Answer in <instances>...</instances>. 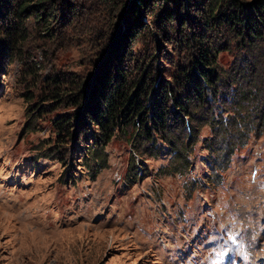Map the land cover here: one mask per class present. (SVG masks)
Returning <instances> with one entry per match:
<instances>
[{
    "label": "rangeland",
    "instance_id": "1",
    "mask_svg": "<svg viewBox=\"0 0 264 264\" xmlns=\"http://www.w3.org/2000/svg\"><path fill=\"white\" fill-rule=\"evenodd\" d=\"M53 1L39 15L37 7L17 15V4L0 1V264H264V38L210 20L211 0H155L136 18L148 27L127 39L136 0ZM221 1L230 14L234 3L256 0ZM187 31L206 42L219 80L216 97L182 115L180 130L174 103L183 91L173 77H199L188 71L197 50ZM113 61L112 75L121 68L131 86L146 89L138 97L146 115L161 107L166 117L147 120L148 143L133 137L137 118L121 124L95 162L96 127L79 124L68 96L85 88L84 103ZM165 86L172 93L162 97ZM61 117L68 124L57 135ZM213 121L228 132L251 129L229 141L223 170L210 164ZM190 126L198 134L186 147Z\"/></svg>",
    "mask_w": 264,
    "mask_h": 264
},
{
    "label": "trees",
    "instance_id": "2",
    "mask_svg": "<svg viewBox=\"0 0 264 264\" xmlns=\"http://www.w3.org/2000/svg\"><path fill=\"white\" fill-rule=\"evenodd\" d=\"M1 3L5 4V0H0ZM8 6L11 5H18V14H29L30 9L36 8V13H38V8H42V11L45 10L47 7L48 9H52L54 1L53 0H15L16 3L14 4V0H8ZM121 2H123L121 0ZM155 0H136L132 2V7L130 8V14H134L133 17L130 19L128 18L126 21V29L127 34L125 38L127 39L130 36H134L135 33H138L135 38L138 37L139 34L142 32V26L147 28L140 22L137 26L136 18L139 16V11L141 8L144 10L149 9L150 7L154 8ZM221 0H211L209 3L211 6L209 7V19L213 20L215 18H220L222 23H226L228 26L234 28L236 25L242 29L245 37L250 40H258L264 38V0H256L250 5L244 4H236L229 5L231 6L233 12L230 14H226L222 11V4ZM8 6L4 7L5 9L9 8ZM136 10V11H135ZM39 15V13H38ZM37 15V16H38ZM151 16V15H150ZM167 17L166 22L167 24L165 27L172 26L173 17ZM133 18V20H132ZM209 19L205 20V26L208 25ZM182 18H179V22H182ZM21 21V20H20ZM22 22V21H21ZM188 23V22H187ZM21 24V23H20ZM158 24H160L158 22ZM134 25V27H133ZM136 29L138 32H136ZM170 30V29H169ZM168 34V33H167ZM184 39L187 44H190L191 47H195L197 50L195 54L192 55V59L190 60V67L188 71H199V77L196 80L191 82L187 81L186 79V72L181 73L178 76H174V83L177 88H180L182 92L181 99L174 103L177 109L181 112V118L177 120V128L182 130L184 128L182 117H186V119L191 117V111L197 112L198 109H202L207 104V96L211 94L216 97V93L213 92V88L219 80V73L217 72V66L215 64V57L212 55L211 50H209L206 46V42L202 39L201 36L195 34L194 32H190V34L185 33ZM6 44V43H5ZM116 56V55H115ZM118 57L115 59L117 60ZM114 68V61L109 63L104 69L103 74L99 75L97 79V85L95 87H91V90L88 92L87 100H84V103L81 102L84 94H86V89L82 88L80 92H78L75 96H68L70 101H72V106L74 105L75 108L81 109L82 118L88 120L90 125H94L96 127V132L94 134V146L92 150L88 151L90 156L94 159L95 162H101L100 156L102 153L98 152L99 150H103L104 147L109 143L111 138L114 135V129H116L121 124H127L134 119L142 124L141 128L135 132L133 137H138L145 143L151 142L149 130L147 127V120H150V124H156L157 120L161 121L162 123L165 121L166 117V110L159 107L155 114L151 117V115L147 116L145 106L141 104L140 96H147L146 89L142 88L141 83L138 87H133L128 83L127 77L120 69H116L114 74L112 75ZM54 82V81H53ZM56 82V81H55ZM54 82V84H55ZM141 86V87H140ZM134 88V90H133ZM76 90V89H75ZM163 96H168L172 93V90L169 86H165L164 90H162ZM55 95L56 93H52ZM65 94L64 96H67ZM170 97V96H169ZM183 98V99H182ZM85 99V98H84ZM170 99L173 101L174 99L172 96ZM88 101V102H87ZM142 110H144L142 112ZM141 111V112H140ZM154 113V112H153ZM183 115V116H182ZM64 118H60V124L57 125L58 129L57 135H60L62 129L67 122L63 120ZM234 120V119H233ZM238 122L240 121V117L235 118ZM220 121V120H218ZM66 123V124H65ZM84 124V121H79V124ZM59 124V123H56ZM232 124V123H231ZM227 126V124H226ZM225 125H218V123H214L210 127L211 130V138L209 139V143L207 145L208 151L211 152L210 157H212L213 162L210 161L211 166L213 169L217 166V164H221V170L226 168L229 163V159L233 154L235 143H229L232 138H240L241 136L246 139L248 134L250 133L247 128H242L241 126L234 129L233 131L228 132V129H225ZM163 131H160L161 134L168 133L167 130L164 131L165 125H162ZM189 131L187 135L185 134L187 139V143L185 144L186 147L191 146L193 140L198 134V128H193L192 126L189 127ZM223 131V133H221ZM192 132V133H191ZM169 134V133H168ZM238 135V136H237ZM221 139L222 142L226 143L225 147L223 148H213L214 143L212 140ZM164 142L165 139H163ZM169 145L172 147H176V141L171 138L168 140ZM241 145H244L242 143ZM183 151L178 150L175 153V157L182 159ZM220 162V163H219ZM99 166V165H98ZM103 168L99 166V169H95L92 171V178L94 179L96 174L99 170Z\"/></svg>",
    "mask_w": 264,
    "mask_h": 264
}]
</instances>
